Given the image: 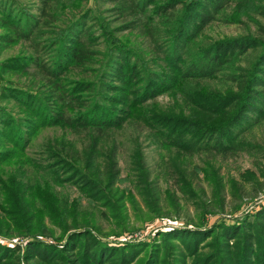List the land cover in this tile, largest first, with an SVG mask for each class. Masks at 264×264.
I'll return each instance as SVG.
<instances>
[{"label": "trees", "instance_id": "obj_1", "mask_svg": "<svg viewBox=\"0 0 264 264\" xmlns=\"http://www.w3.org/2000/svg\"><path fill=\"white\" fill-rule=\"evenodd\" d=\"M39 1L30 12L0 0L8 31L0 46H30L0 60V264H264V203L231 221L204 220L240 212L245 183L264 189V144L244 135L264 118V0ZM216 20L257 27L202 40ZM161 94L169 95L166 105L156 101ZM12 100L22 116L4 106ZM127 125L167 151L164 175L199 208L196 223L158 231L151 241L103 239L83 200L117 236L133 228L128 202L141 223L182 210L175 190L165 188L162 198L160 172L149 169L139 137L119 177L115 135ZM48 127L62 133L42 144L40 161L27 145ZM250 150L261 155L255 170L240 172V180L221 173L218 155ZM123 180L129 185L121 187ZM11 237L21 242L5 241Z\"/></svg>", "mask_w": 264, "mask_h": 264}, {"label": "rangeland", "instance_id": "obj_2", "mask_svg": "<svg viewBox=\"0 0 264 264\" xmlns=\"http://www.w3.org/2000/svg\"><path fill=\"white\" fill-rule=\"evenodd\" d=\"M15 3L18 6H26L30 12H38L40 1L39 0H14ZM90 4V2H89ZM102 8H109V5L101 6ZM107 15V17L112 18L114 16L113 12L104 13ZM60 18V16H59ZM61 19V18H60ZM59 20H55L52 22V24L60 23ZM262 24H264V20H260ZM118 24V22L114 23ZM257 25L253 23L251 20H245L243 24H224L221 23L219 20H216L208 25H206L203 29V35L201 39H219L223 36L228 35H234L237 33H246L248 30L251 32H255ZM7 29L0 26V35L5 34ZM127 31H124L123 34H126ZM45 38V37H42ZM41 38V40H42ZM0 38V42H1ZM134 40L138 41L139 45H142L144 42V38L141 37H135ZM145 44H147V41L145 40ZM29 45L25 41H17V43H9V45H1L0 46V60L4 59L8 56L18 55L20 51L24 48H27ZM30 47V46H29ZM31 51V50H30ZM20 80L24 81V76L17 78L14 77L13 80ZM26 83V82H23ZM156 101L161 103L162 105H166L169 101V95L168 94H161L157 96ZM4 106L10 110V113L15 116H22V113L20 112L19 106L12 100V101H4ZM62 133V131L58 127H48V128H40L37 130V132L30 138V141L27 145V153L31 156L36 157L38 160L43 161L42 155L39 153V150L43 143L46 142L48 138H52L54 136H58ZM245 138H247L252 143H260L264 144V118L258 120L254 125H252L250 128H247L244 130ZM117 141L120 142L118 144V152H117V162L119 167V177H125L129 171V165H130V153L133 148V140L136 137H139V141L142 142V150L145 156V160L147 162V165L149 169L154 173L160 172V177L158 179V186L162 193V198L164 199V189L170 188L171 190L176 191L177 198L179 202L181 203V209L180 214L178 216L175 215H167V216H159V217H153L151 220H148L146 222H140L137 221L136 217L134 216L133 209L131 207V204L127 203L128 208V214L130 216L129 221L131 222L130 225L133 227L132 230L121 232L118 236L113 233V230L117 231V227H114L111 222H109L104 216L101 215L99 209H92L90 206H88L86 200H83V206L88 208V210H92V213L94 214L96 221L98 222L99 226L102 228L101 235L104 236L103 239L110 240V241H132V240H138V241H151L154 237L156 232L158 231H165L169 230L171 227L175 226H191L198 220L199 216V208L193 204L192 199H186L185 196H182V194L179 192L175 182L173 179H171L168 175H164V172L162 170V158L161 154H164L167 156V151L159 148L156 146V144H150L147 139H145L144 132L141 131V127L138 125H127L123 129L119 130L116 133ZM79 139V138H78ZM82 140V139H81ZM258 152H255L254 150H250L248 152H241L237 155L230 156V157H224L221 155H216L215 158L217 166L219 165L221 168V173L224 174L225 177L227 176H235L237 179L239 178V173L244 171L245 169H256L255 162L257 163V160H260V154H257ZM205 158V155H198L194 157V161L198 164L202 163V160ZM167 159V157H166ZM263 160V159H262ZM166 164V163H165ZM192 164L189 165L191 167ZM4 168L7 166L4 165ZM125 180L121 181L124 182ZM199 185L204 188L206 193L209 195L210 188L206 185L205 182L199 180ZM121 187L124 185H129V181L124 183H119ZM198 184V183H197ZM254 188V191H253ZM62 190L61 188H57ZM244 189L248 194L245 195L240 212H235L232 215H229L227 213H221V212H215V213H208L205 215L204 220L205 224H211L215 220L218 219H224V220H233L235 216H239L242 211H245L246 209H249L251 205L258 203V205H262L264 203V189L262 191L256 192L255 185L251 183H245ZM73 195H76L78 191H74V189H69ZM62 191H67V188H64ZM134 190V197L135 201H138L142 207L141 199L138 195L135 193ZM79 194V193H78ZM257 196L255 197V195ZM254 197H253V196ZM206 197V196H205ZM253 197V198H250ZM227 200L229 198L227 197ZM257 202L255 203V201ZM162 204L165 205V210H169V204L167 201H163ZM103 209V208H101ZM227 210V208H226ZM187 225V226H186ZM56 234H58V231H56ZM0 238H4L1 237ZM46 241H51L50 238L44 237L43 238ZM9 243H18L21 241H18L15 237H11L8 240H5Z\"/></svg>", "mask_w": 264, "mask_h": 264}]
</instances>
